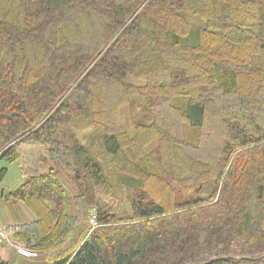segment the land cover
I'll return each mask as SVG.
<instances>
[{"label":"trees","instance_id":"1","mask_svg":"<svg viewBox=\"0 0 264 264\" xmlns=\"http://www.w3.org/2000/svg\"><path fill=\"white\" fill-rule=\"evenodd\" d=\"M79 119L102 157L58 138ZM0 158L51 264H264V0H0ZM120 188L128 217L102 207Z\"/></svg>","mask_w":264,"mask_h":264},{"label":"rangeland","instance_id":"2","mask_svg":"<svg viewBox=\"0 0 264 264\" xmlns=\"http://www.w3.org/2000/svg\"><path fill=\"white\" fill-rule=\"evenodd\" d=\"M192 39V38H191ZM135 84H138L140 81L136 83L135 79H132ZM133 102L128 103L126 106L124 105L120 109V122L122 126L129 131H131V125L134 120H141L143 122H148L151 118L150 109L147 107L145 103V99L135 91L132 95ZM140 114L139 117L137 115ZM141 115H143L141 117ZM144 117V119H142ZM180 127V126H179ZM181 135L190 143L194 142V139L197 137L198 130L196 128L187 127L185 124L181 123ZM100 133L101 129L99 127H95L89 122H84V120H80L78 122V126L73 123H67L59 132L58 138L62 140L66 144L72 143L73 139H78L80 142H86L85 144H89V146L94 149L97 153L98 157H102V153L100 151ZM155 145V142L147 145L144 149L139 150L137 148H129L126 149V153L130 158L139 160L145 153H147L150 149H152ZM10 164V166H9ZM3 167H6L5 175L0 178V218L2 223L5 222L8 226L5 232V241L1 246L7 248V251L10 254V257L4 255V253H0V259L8 262L9 264H51L54 254H48L44 250L35 251L31 248L30 244H25L19 237L15 235V229L24 223H29L34 220L33 213L21 203H15L14 199H12L9 195V192L14 191L20 185V182H24V177L20 174L19 166L16 162H8L5 159L0 158V171ZM22 178V179H21ZM65 183L70 186V195H73L76 190L75 183L70 182L66 176H63ZM5 185H18L14 190H10L5 192V195L2 193L3 190L1 188L6 187ZM2 191V192H1ZM1 195L3 197H1ZM18 201V199H16ZM103 209L110 213L116 214L117 216L128 217L132 214L130 201L128 200L127 193L125 190L120 188L117 191L116 195L107 196L102 201ZM20 211L23 214H29L30 217L18 216ZM97 213L96 206H90L87 209V214L89 217V224L91 214ZM21 222L22 224L12 226L10 224L15 222ZM5 231V230H4ZM91 231V228H90ZM64 244V243H63ZM61 249V247H59ZM18 249L35 252V257H24L18 254ZM51 257V258H50Z\"/></svg>","mask_w":264,"mask_h":264},{"label":"crops","instance_id":"3","mask_svg":"<svg viewBox=\"0 0 264 264\" xmlns=\"http://www.w3.org/2000/svg\"><path fill=\"white\" fill-rule=\"evenodd\" d=\"M9 166H10V164H9ZM22 179V178H21ZM23 182H22V180H21V182H20V185L22 184ZM19 185V186H20ZM6 187H4V188H1L2 190H3V194L5 195V192H7V191H10V190H14V188H16L18 185H5ZM1 197H3L2 195H1ZM14 202L15 203H21V205L23 204L22 202H20L19 200L17 201L16 199H14ZM18 216H23V215H25L26 217H30L29 216V214H23V212L22 211H20V214H17ZM5 222H8V220H6ZM2 223V221H1V218H0V226L5 230L4 232H6V228H7V224L6 223ZM20 224H22L20 221L19 222H15V223H12V224H10V225H12V226H16V225H20ZM9 227V226H8ZM4 243V242H3ZM0 253L2 254V253H4V255H7V257H10V254H9V252L7 251V248L6 247H4V246H1L0 247Z\"/></svg>","mask_w":264,"mask_h":264},{"label":"built area","instance_id":"4","mask_svg":"<svg viewBox=\"0 0 264 264\" xmlns=\"http://www.w3.org/2000/svg\"><path fill=\"white\" fill-rule=\"evenodd\" d=\"M90 221L92 224H95V214H91ZM5 238H6V236H5L4 229L0 226V247L3 244V242L5 241ZM18 252H20L24 255H27V256H35L36 255L34 252L24 251L22 249H18Z\"/></svg>","mask_w":264,"mask_h":264},{"label":"bare ground","instance_id":"5","mask_svg":"<svg viewBox=\"0 0 264 264\" xmlns=\"http://www.w3.org/2000/svg\"><path fill=\"white\" fill-rule=\"evenodd\" d=\"M18 251V250H17ZM24 251H26V250H24ZM29 252H31V251H29ZM35 253V252H34ZM18 254H20V255H22V256H24V257H35V256H27V255H24V254H22V253H20V252H18ZM36 254V253H35Z\"/></svg>","mask_w":264,"mask_h":264}]
</instances>
